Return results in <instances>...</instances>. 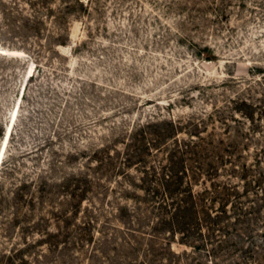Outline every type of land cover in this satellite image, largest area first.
I'll list each match as a JSON object with an SVG mask.
<instances>
[{
    "label": "rangeland",
    "instance_id": "obj_1",
    "mask_svg": "<svg viewBox=\"0 0 264 264\" xmlns=\"http://www.w3.org/2000/svg\"><path fill=\"white\" fill-rule=\"evenodd\" d=\"M11 120L0 264H264V0H0ZM194 146L219 225L152 231Z\"/></svg>",
    "mask_w": 264,
    "mask_h": 264
},
{
    "label": "trees",
    "instance_id": "obj_2",
    "mask_svg": "<svg viewBox=\"0 0 264 264\" xmlns=\"http://www.w3.org/2000/svg\"><path fill=\"white\" fill-rule=\"evenodd\" d=\"M200 149L202 147L194 146L183 151L177 150L178 155L176 154V156L174 153L171 156L169 166L164 170L162 177H160V173L154 171V177L160 179L161 183L159 184L162 186L151 189L152 206H158V213L154 216L157 220L156 222L152 221L153 226L150 227L152 231L155 230V225L157 231L162 228L168 229L170 233H182L184 235L195 227L196 222L201 223V226H203L202 223L204 224L203 220L208 222L213 228L210 229L207 226V230L212 231H214L215 226L219 225L218 221H209L211 214L208 210L210 207L207 204V201H209L207 198L210 199L207 195H214L213 198L217 196L219 192L217 185L214 184L211 191L206 189L202 194L194 192V183L198 178L204 173L214 177L218 166L215 163L201 161L199 159ZM193 162L198 164L194 165ZM208 167H210L209 170L206 169ZM221 213H224V211L221 210Z\"/></svg>",
    "mask_w": 264,
    "mask_h": 264
},
{
    "label": "bare ground",
    "instance_id": "obj_3",
    "mask_svg": "<svg viewBox=\"0 0 264 264\" xmlns=\"http://www.w3.org/2000/svg\"><path fill=\"white\" fill-rule=\"evenodd\" d=\"M15 121H16V118H14L13 122H15ZM11 123H12V120H11L10 124L8 125L7 131L5 132L4 142H3V145H2V149H3V147L5 149V151L3 150L4 151L3 155L1 154L2 152L0 151V167H1V164L3 162L4 156H5L7 147H8V142H9V139H10L12 131H13Z\"/></svg>",
    "mask_w": 264,
    "mask_h": 264
}]
</instances>
